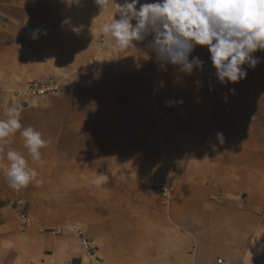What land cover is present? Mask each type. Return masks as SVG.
<instances>
[{"label":"crops","instance_id":"1","mask_svg":"<svg viewBox=\"0 0 264 264\" xmlns=\"http://www.w3.org/2000/svg\"><path fill=\"white\" fill-rule=\"evenodd\" d=\"M59 2L51 0L48 6L32 9L35 10L32 12L35 15L34 19L24 16L15 24L18 31H22V35L28 37L30 35L34 42L35 39L38 40L36 55L29 56L27 51L17 46H0V119L6 118L7 103L10 106L19 105L16 94L22 89L27 90L28 84L32 81L53 77L59 84L57 94L48 97L44 102L50 106L48 115L52 116L49 121L53 124L48 127L47 147L40 150L43 163L32 160L24 147L21 130L9 138L0 152L2 224L10 227L11 224L8 223L10 219L18 217L22 220L25 217L21 214L19 217L18 208L12 209L11 205H5L9 195L17 197L25 190V196L32 197L31 203L41 202L36 194L39 192L41 195L44 193L49 200L44 215L41 212L32 214L31 211L34 209L39 211L33 207L28 210V217L31 215L42 217V225L47 226V230H62L56 237L36 233L34 230L29 231L30 224L15 231L18 234L13 237L20 239L19 247L25 245L23 238L31 247V249H28L27 245L24 247L26 259H37L42 249L53 252L50 256L52 258L57 256L61 258L60 260L70 259L72 253L74 254L72 245L77 246L80 241L78 234L74 232L76 228L81 230L85 238H95L98 246L111 244L113 240L118 242L121 239L120 235L114 233L134 218L123 231L125 241L123 238L121 240L124 244H130V248L125 249L129 251V263L139 259L143 264H216L217 259H221L220 264H244L246 258V264H249L251 261L249 258L253 253L249 249V240L256 225L249 215L251 207L248 211H237L228 206L216 209L215 204L211 205L212 202L209 200L208 192L213 189L232 195L235 186V188L244 186L243 181L238 182L237 178L234 179L238 169L225 166L224 160L228 154L223 151H228V146L232 149L239 144L237 138L230 132L224 133L225 136L223 134V143L218 140L216 134L219 133L217 127L220 119L217 122L216 116L220 106L208 104L210 106L208 107L206 101L200 103L189 98L186 106H181L171 113L160 105L158 108L155 107L157 113L147 126L143 118L148 115L146 108L149 103L136 102L135 97L129 92L114 96L102 93L103 91L99 89V85L107 78L105 72L110 71L111 78H114L115 71L113 68L110 70L111 67H104V51H99L98 46L87 42L86 34L81 31V27L74 26L77 29H74L75 35L71 31L67 33V29L58 23L57 18L51 16L59 13L57 9L60 8L57 6ZM61 13L67 16L74 13V10L65 6ZM81 16L80 14L78 20ZM67 20L71 22L70 17ZM98 26L100 25L96 23V27ZM36 30H39V34L33 39ZM204 49L208 51L206 46ZM93 57L97 58L96 62H93ZM131 64L135 62L132 61ZM129 74L128 72L123 75L122 79L125 81L127 77L128 82L134 83L136 80L140 82L135 75L129 78ZM119 90L120 88L116 92H121ZM21 100L23 104L26 103V108L18 106L21 110V124L40 131L33 122L38 121L35 117L38 110L44 107L40 108L35 101L33 103L32 97L30 99L27 94L22 96ZM215 106L219 109L213 108ZM180 120L187 124L181 127L183 122ZM143 128H148L146 134L158 139L162 151L166 150V155L173 161L171 181L176 190L175 199H171L172 202L166 211L161 204L155 203L153 196L144 188H138L142 191L137 192L138 194L131 190L134 184L149 188L153 183L165 180L163 177L159 178L160 165L166 157L163 152L151 149L155 153L148 159L137 153L130 143V138L133 140L132 137L144 131ZM86 138H89V141ZM92 144L96 146L93 147ZM203 147L208 151L213 149L211 151L213 155H206L207 152L202 151ZM9 150L24 155L28 166L38 173L33 182L19 191L9 187L7 179L10 162L6 158V153ZM229 158L237 157L231 155ZM240 159H242L240 163H243L244 159L242 157ZM223 161L224 165L221 164ZM62 173L70 174V180H73L71 182L81 178L80 175L91 173L90 179H98L101 183V186L96 185L97 190L104 189L105 180H108L109 175L113 182L105 183V187H108L111 198H115L117 207L125 211L124 208L134 209L139 205L145 210L140 212L139 216L136 215L138 216L136 221L135 217L129 216L130 212L122 215V218L126 219L122 223L107 221L108 215L104 213L102 203L91 204L83 200L85 197H77L74 193L76 186L69 185L66 188L67 179L61 186L59 185L58 179ZM112 184H117L120 188L116 191L115 188L111 190ZM249 184L247 188L251 191L256 189L255 184ZM77 191L80 192L79 189ZM59 192L64 197H60ZM98 198L102 201L105 197L101 195V198L100 196ZM136 227L140 229L142 235H137L138 238L134 236ZM112 230L114 233H110ZM104 238L107 240L106 243L103 242ZM139 240H142L144 245L131 248V243ZM99 251L104 254L100 247Z\"/></svg>","mask_w":264,"mask_h":264},{"label":"rangeland","instance_id":"2","mask_svg":"<svg viewBox=\"0 0 264 264\" xmlns=\"http://www.w3.org/2000/svg\"><path fill=\"white\" fill-rule=\"evenodd\" d=\"M50 1L51 0H0V18H2V20H0V46H17L22 48L25 52L27 51L29 56L36 55L35 49L38 40L35 39L34 42L30 35L29 37L25 34L22 35V31H18L15 24L24 16H29L34 19L33 17H35V15L32 12L35 10L32 9H38L41 6H48ZM57 1H60L58 5L56 3V5L60 7L57 8L59 9V13L52 14L51 16L57 18L56 20L59 21L58 23L62 24V26L67 29V33L71 31L74 34V29H76L74 26H78V28L81 27V31L86 34L85 37L87 42L98 46L99 51H104V62L102 59L100 60L104 63V67H111L110 70L113 68V71H115L114 78H111L110 71L105 72L107 78H105L103 84L99 85V89L103 91L102 93H110L114 96L117 94L123 95L124 92H129L130 95L132 94L135 97L134 99L136 102L140 101L149 103L150 108L149 105L146 108L148 118H143L145 119L144 124L147 126L150 124V119L154 118V115L157 113L154 110L155 107L158 108L160 105L166 107V110L171 113L176 109H180L181 106H186L189 98L191 101L196 100L195 102L200 103L206 101L208 107L213 105L220 106L219 113L216 116L218 118L217 122L220 119V126L218 125L217 129L219 130H217V132L222 134L230 132L234 138H237V144H239L232 149L228 146L231 151L228 148V151H223L227 152L225 154H228V157L224 160L226 163L223 161L221 164L225 163V166L238 169V172L234 175V179L237 178L238 182L243 181L244 186L242 188H235V186L232 195L229 192L221 193L213 189V191L208 192L209 200L212 202L211 205L215 204L214 206L216 209L219 207H222L223 209L225 206H228L231 207L230 209L235 208L237 211H248V208L251 207V210L249 209V215L252 217L254 224L256 223V225L252 229L254 234L249 240V249L253 252L249 258L251 260L249 264H264V51H257L253 54L259 61L254 69L248 65L243 66L247 71L245 79L236 84L221 83L216 76V69L212 65L210 53L205 51L204 47L199 45L195 46L189 59L191 60L193 57H198L203 62V67L202 69L194 67L191 74L182 71L179 66L161 64V62L157 61L154 53L148 46L152 39L151 36L147 37L144 41H134L135 48H130L124 52H120L115 47L110 46L109 41L104 36L103 27L106 24H110L113 18L119 19V5L123 3V0H114L109 8L104 11H102L95 3V0H80L78 4H68L65 0ZM146 2H153V0H140L141 4ZM65 6L70 8V10H74V13H70L67 16L63 15L61 11ZM137 7H139V5H137ZM80 14L82 16L80 20H78ZM68 17H70V21L74 23L68 22ZM96 23L100 26L96 27ZM132 23L135 24V21H132ZM71 37L76 36L71 35ZM129 59L135 60L130 61ZM92 60L93 62H96L97 58L93 57ZM132 61H134L135 64H131ZM128 72L130 73L129 78H133V75H135L134 77H138L140 82H138V80L134 83L128 82L127 77H125L126 80L124 81L122 77ZM123 87L127 89H123ZM119 88V91L121 92H116ZM25 90L26 88L18 91L19 93L16 94L18 98L16 100L19 102L20 107L26 108V103L23 104L21 98L27 94L30 99L32 97L33 103L35 101L40 108L44 107V109L38 110V114L35 117L38 121L33 123L36 129H39L46 137L43 138L48 140V127L53 123L49 121L52 117L48 115V109L50 106L48 107L47 103L44 104V102L47 101L48 97L55 96L57 93L55 95H47L44 97H33L27 93V90L25 94ZM237 97H240V99ZM166 101L170 102V106H166ZM9 106L10 104L7 103V107ZM213 108H216L217 110L219 109L216 106ZM149 109L151 110L150 112ZM180 122L183 121L180 120ZM185 123L186 122H183L181 127H184L183 124ZM144 128L142 129L144 131L136 133L135 137H132L134 138L133 140L130 138V143L135 147L137 153H141L148 159L152 153H155L152 152L151 149H157L158 151L163 152V155L166 156L163 161L167 162V167L169 169V178L166 180V186L170 189L166 190V194L163 195L164 185L161 186L160 181H157L153 183L152 186H149V188L143 185L134 184L131 186V190H134L137 193L140 189L144 188L149 194H151V196H153L155 203L157 202V204H161L166 211V208H168L169 204L172 202L171 199H175L176 190L171 181L172 167L174 166L172 165L173 161L166 155V150L162 151L158 139L154 138L151 134H146L148 128ZM88 135L90 134H87V136ZM86 139L89 141V138ZM92 146L94 147L96 144H92ZM205 149L206 148L203 147L202 151L207 152L206 155H213L211 152L213 149H210L211 151ZM84 152L86 151L84 150ZM225 154L221 153V155ZM231 155L232 157L236 156L237 158H229ZM241 157L244 159L242 161L243 163H240L242 160L240 159ZM218 161L219 159L217 157L216 162ZM80 162L81 164L83 163L82 160H80ZM91 175V173L83 174L82 176L80 175L81 178L75 182H71L73 180H70V174L62 173L58 179L59 185L61 186V184L67 179L68 183H66V188L69 185H74L80 190V192L77 191V189L74 191L77 197H85L83 200H86V202L88 201V203L91 204L102 203L104 213L108 215H106L108 218L107 221L110 222L122 223L126 220L122 218V215L124 216L125 212H130L131 214L129 216L135 217L136 221L139 213L144 212L143 210H145V208L139 205H136L134 209L133 207L124 208L125 211H123L121 207H117V204L114 202L115 198H111V195L109 194L110 191L107 189L108 187H105V183L113 182L109 175L107 176L108 180H105L103 186L104 189L101 190H97L96 187V185L99 186L101 183H99L98 179H90ZM249 183L255 184V186H257L256 189L251 191L247 188V186L250 185ZM110 188L111 190L115 188L116 191L120 187L117 184H112V187ZM25 192L26 191L24 190V193L17 197L9 195L7 202L5 203V205H11L12 209L18 208L17 214L19 217H21V215L25 217H23L22 220L18 217L10 219L8 221V223L11 224L10 227L2 224V218L0 219V264H115V262H118V264H143L139 259H136L135 261L133 260V263H129V251H125V249L130 248V244H124L121 241L122 238L123 241H125L126 236L123 234V231L130 223H132L134 218L131 219L128 224L119 228L120 230L115 233L114 230H112V232L110 231V233L120 235L121 239L118 242H114L113 240L111 244H100V246H98V243L94 240L95 238H85L82 235L81 230L76 228L74 229V232L78 234L80 241L77 243V246L72 245V247H74V254L72 253L70 259L60 260L61 258L57 256L52 258L50 256H52L53 252H50L47 249L40 250V255L37 259H26L27 253L24 252V247L25 245H27L28 249H31V247L27 244L28 241H25V238H23L25 245L19 247L20 239H18V237H13V235L18 234L15 231L30 224L31 228H29V231L34 230L36 233L56 237L60 235V231L62 232V230H47V226L42 225V217L36 215H31L30 218L28 217V210L33 207L38 208L39 211L34 209L31 211L32 214H40L41 212V214L44 215L45 209L48 208L49 200L44 193L41 195V192H39L36 194L41 202L38 204L34 202L31 203L30 199H32V197L29 198L28 196H25ZM141 192L142 191H140V193ZM129 193L133 194L131 191H129ZM101 195L105 198H103L104 200L99 201L98 197L100 196L101 198ZM59 196L64 197L60 192ZM127 197L129 198V196ZM122 199H124V197H122ZM137 214L138 216H136ZM8 216H5V218ZM130 235L132 236V234ZM137 235L142 236L139 228L136 229L134 234L135 238H138ZM104 239L105 240L102 241L106 243L107 240L106 238ZM7 240L9 241L8 243ZM82 242H84L86 246H84ZM113 243L115 251H113ZM142 245H144L142 240H139L138 242L135 241L131 243V248L135 249L137 246ZM99 247L104 254L99 251ZM44 259H48L49 261L47 260L48 262H45L46 260ZM245 259L243 262L244 264H246ZM219 260L221 261V259H217L216 264L219 263Z\"/></svg>","mask_w":264,"mask_h":264},{"label":"clouds","instance_id":"3","mask_svg":"<svg viewBox=\"0 0 264 264\" xmlns=\"http://www.w3.org/2000/svg\"><path fill=\"white\" fill-rule=\"evenodd\" d=\"M65 2L78 4L80 0ZM113 2L95 0L102 11ZM118 13L119 19L113 18L103 27L110 46L124 52L135 48L134 41H144L151 36L148 46L157 61L179 66L189 74L194 67H203L198 57L190 60V54L195 46H206L221 83L236 84L245 79L247 71L243 66L254 69L259 61L253 54L264 51V0H153L143 4L140 0H123ZM38 34L36 30L32 38ZM166 106H170V102L166 101ZM5 116L0 119V152L9 138L21 130L28 154L34 162L43 163L40 150L48 144L43 134L21 124V110L16 106L8 107ZM216 135L223 143V134ZM6 158L10 162L7 179L13 190L19 191L36 179L38 173L28 166L24 155L9 150ZM164 165L166 161L160 165L159 178L163 177Z\"/></svg>","mask_w":264,"mask_h":264},{"label":"built area","instance_id":"4","mask_svg":"<svg viewBox=\"0 0 264 264\" xmlns=\"http://www.w3.org/2000/svg\"><path fill=\"white\" fill-rule=\"evenodd\" d=\"M59 91V85L58 82L52 77H46L43 78L41 80H37V81H32L31 83L28 84L27 87V93L29 95L32 96H36V97H44L47 95H54ZM162 175L163 178L165 179L164 182H161L160 185L163 186V190L164 193L163 195L166 194V190L170 189L169 187H167V178L169 176V169L167 167V165H164L162 168ZM82 244L84 246H86V244L84 242H82ZM219 263L221 262L220 260L218 261ZM218 263V264H219Z\"/></svg>","mask_w":264,"mask_h":264},{"label":"bare ground","instance_id":"5","mask_svg":"<svg viewBox=\"0 0 264 264\" xmlns=\"http://www.w3.org/2000/svg\"><path fill=\"white\" fill-rule=\"evenodd\" d=\"M162 182H164V180H162Z\"/></svg>","mask_w":264,"mask_h":264}]
</instances>
